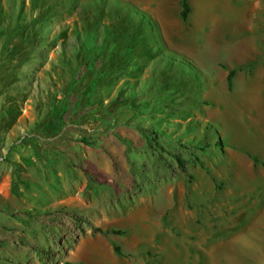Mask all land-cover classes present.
Here are the masks:
<instances>
[{"label":"rangeland","instance_id":"374dc122","mask_svg":"<svg viewBox=\"0 0 264 264\" xmlns=\"http://www.w3.org/2000/svg\"><path fill=\"white\" fill-rule=\"evenodd\" d=\"M177 1L144 10L198 83L156 53L93 65L85 29L119 9L0 0V264H264V99L233 97L248 78L264 95V0H188L185 22ZM122 20L120 44L146 30Z\"/></svg>","mask_w":264,"mask_h":264},{"label":"trees","instance_id":"16d2710c","mask_svg":"<svg viewBox=\"0 0 264 264\" xmlns=\"http://www.w3.org/2000/svg\"><path fill=\"white\" fill-rule=\"evenodd\" d=\"M67 1L69 3L81 5V12L90 14L92 16L94 15L93 13H96L95 14L96 16L106 15V17L108 18V15H110L112 11L111 8L119 9L121 11L120 13H123L122 14L123 17L127 18V21L131 22L130 24H132V28L140 26L146 29L144 32H140L138 34L140 35V38H137L138 40L123 39L122 44H120L119 42L120 40L117 41V37L120 36V33L123 34L122 36L123 38L126 36L123 23L121 22L123 21L122 20L123 17H121L122 18L121 19L117 16L116 18L115 16L114 17L111 16L108 18L109 23L107 25H101L100 28L98 26H96L95 28H92L89 26L86 27L85 30L88 32V37H87V40L84 42V44L88 46L89 45L94 46L95 48L98 47L96 50L97 53L95 54L96 59H91V61H93V65H94L97 63L98 59H102V64H101L102 67L100 68L101 69L100 71H102L103 73L108 71V69H110V67L113 65L116 67L115 69L116 71L121 70L122 64H124V62H130L131 60L134 61L136 58L135 54L137 53L143 54L146 56L156 53L160 55L161 61H165V63L167 62L168 64L170 63L172 64L171 66H174L180 63L183 69H187L191 71L194 75L196 74L198 76V77L196 76L197 83L200 80L199 71L194 65H192L189 61H186L182 58H177V56H174L172 53L167 52L165 50L164 42H163V39H162L157 23L153 21L146 12H144L143 10H140L135 5H132L131 3L125 0H85L84 3L78 0H67ZM90 6L92 7L96 6V11L89 12ZM178 8H179V11H178L179 20L181 22H185L190 12L188 0H178ZM112 14H115V13H112ZM97 19L95 20L96 22L94 21L95 23L94 25H98L99 20ZM111 19H112V22H110ZM116 24L118 26H115ZM101 30H104V31L102 32ZM98 36H102L101 40H105V42L103 43L106 45L108 44V48L106 46H101L99 48L100 44L97 45L96 43ZM113 49H115L116 52H118L119 50V53L121 54V56H123V58L119 57L115 59L118 62H120L119 64L117 63L114 64L106 56V55H110ZM104 51L106 52V54L104 53ZM89 61L90 60H87V62H85L84 65H88ZM137 62L140 64L141 61L137 59ZM98 69L99 68H97V70ZM242 69L243 67H237L234 69L227 70V75H226L227 87L230 86L231 79L234 76L235 72L238 70H242ZM204 146H209V145H204ZM214 146H216V144H214ZM201 149L202 148H200L199 150ZM177 162L181 163L180 161H177ZM110 233L117 234L118 232L112 230L110 231ZM112 250L114 254L120 255L119 249L117 246H113Z\"/></svg>","mask_w":264,"mask_h":264},{"label":"crops","instance_id":"0c3cea01","mask_svg":"<svg viewBox=\"0 0 264 264\" xmlns=\"http://www.w3.org/2000/svg\"><path fill=\"white\" fill-rule=\"evenodd\" d=\"M131 1H133L134 3H136V5L135 6H137L139 9H141V10H143L144 12H146L145 10H146V0H131ZM188 4H189V1H188ZM177 5H178V1H177ZM145 9V10H144ZM179 11V10H178ZM187 20V19H186ZM252 62V61H251ZM229 69H234V67H232V68H229ZM228 70V69H227ZM262 70H264V58H262L261 60H259V63L258 64H256L255 65V67H254V69L252 70L253 71V73L255 74V76H257V75H259V73L262 71ZM199 71V70H198ZM241 71V70H240ZM251 71V72H252ZM236 74H237V71L235 72V74H234V76L232 77V79H231V82H230V86L232 85V82H233V84L234 83H236V81H237V79L235 78L236 77ZM226 75H227V71H226ZM226 75H225V83H226ZM199 76H200V78H202V74L201 73H199ZM203 83V82H202ZM254 82H253V80H251L250 78H248L247 79V82H244L243 84H240L239 85V87L238 88H235V93H234V100L235 99H237V100H243L244 98H246L247 99V101L251 104V105H254L257 109H260V107H258L257 106V101L256 100H258V96H260V98H263L264 99V95L262 94V91H258V90H256V89H253V87H254ZM226 86H227V84H226ZM229 86V87H230ZM259 94V95H258ZM243 95H249L248 96V98L247 97H244ZM253 95H254V97H253ZM260 105H262L261 103H259ZM215 123H220V124H226V123H229V124H231V125H233L234 127H235V131H234V133H233V130H232V132H231V134H232V138H233V143L234 142H236V140L237 139H240V138H242V137H249L248 139H251L252 140V142H254L255 144H256V146H255V148H251V147H247V148H251V149H253V150H255V151H259V149H260V146H261V139L257 136V137H254V136H251V135H243V133H242V131H241V128H237L236 126V123L234 122H229V121H227V120H225L224 119V121H223V123H221V122H215ZM237 134H239V135H237ZM238 137V138H237ZM195 175V176H194ZM194 177L197 179V180H199V182L202 184L201 185V187L202 188H204L205 187V189H207L208 188V178H207V175H206V173L204 172V171H202V170H195V173H194ZM197 176H198V178H197ZM201 188V190H203ZM198 189V188H197ZM206 191V190H205ZM206 193H207V191H206ZM208 195H209V193H207ZM160 219V218H159ZM158 219V220H159ZM180 222H181V225L185 228V229H188V225L189 224H187V225H184V220H179ZM159 225V224H158ZM158 228H160L159 226H158ZM184 231H186V230H184ZM105 241L106 240H103V239H98L97 240V243H100V244H104L105 243ZM113 246H115V245H113ZM113 246H112V248H113ZM113 251V250H112ZM206 252V251H205ZM209 252V251H208ZM144 258H145V262H147V260H146V256H144ZM217 262H213L212 260H211V258L209 259V264H216ZM142 264H144V263H142ZM148 264H152L150 261L148 262ZM168 264H171V263H168Z\"/></svg>","mask_w":264,"mask_h":264}]
</instances>
